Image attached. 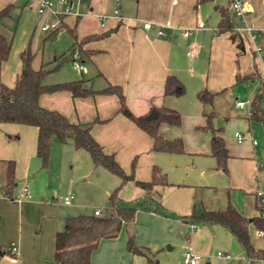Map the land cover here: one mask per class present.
Here are the masks:
<instances>
[{"label":"crops","instance_id":"obj_1","mask_svg":"<svg viewBox=\"0 0 264 264\" xmlns=\"http://www.w3.org/2000/svg\"><path fill=\"white\" fill-rule=\"evenodd\" d=\"M10 1L12 0H0V7L12 3ZM203 1L205 0H117V2L81 0L75 5L74 13L69 12L61 16L60 20L64 26H60L56 32L48 31L47 35L53 32L56 36L60 32L66 33L68 59L74 41L86 35H96L80 44L82 51L80 62L83 70L77 71L71 66L76 75L65 81L79 79L84 87L93 91L107 84L117 85L123 95L125 106L134 115L144 113L150 106L174 109L178 112L180 120H184V124L178 122L177 125H169L161 122L157 126V133L165 139L180 137L183 154L191 156L190 160L205 155L213 160L209 155V133L206 134L200 128L205 122L204 107H210L212 99L225 90V86L236 84L238 81L251 83L247 79L236 81V77L252 71L258 76L261 66L254 60L250 51L246 53L245 48H242L240 53L237 51L236 40H230L227 31L215 32L219 18L216 7H226L228 0L225 6L218 4L211 6L213 11L211 10L208 16L213 15L215 18L212 22L214 26L209 27L211 30L207 38L200 37L206 26L204 23L200 28L194 26L200 21L201 7L197 6ZM24 2L26 4L21 8L18 20L23 16L22 24L26 29L25 8L30 5L34 9L36 0ZM54 3L56 4V0ZM244 3L247 7L246 22L264 28V0H244ZM115 7L118 17L112 14ZM39 16L40 22L44 20L43 15ZM144 20L170 28L166 29L164 36H157L154 26L141 27ZM181 28H188L187 35H181ZM107 30L110 32L105 35L104 32ZM13 36L6 58L0 61V81L6 86L13 84L19 71L18 53L23 48L22 36ZM220 58L228 62L226 75L209 78L207 68ZM168 74L174 75L182 84L183 92L180 95L163 93L162 82ZM59 81L62 82V80L42 82L48 84ZM253 88L255 89L254 82ZM202 89L213 93L209 104L201 103L196 97V93ZM37 103L44 108L59 111L72 122L95 120L90 126V135L104 152L113 154L115 161L124 168V172L127 159L129 158L130 164L132 157L137 156L133 175L136 179L148 180L151 166L157 167L159 171L168 170L164 166L165 158L173 162L184 160L179 157V152L150 151L151 138L116 112L117 98L112 93L92 92L84 96H71L67 90H55L40 93L37 96ZM212 128H220L219 134L223 139L221 127ZM239 133L243 136L242 140L248 139L249 148L246 151L229 152L252 153V146L255 143H251L252 139L248 134ZM232 138L236 144L240 143L236 141L233 133ZM34 142V126L0 122V160L13 161L12 199L0 195V264H58L52 256L53 236L55 232L65 229V218L81 212L92 214L94 209H98L99 213L104 212L99 208H92L91 211L79 210L78 202L73 200L69 192L67 195L71 197L67 202L62 201L64 195L55 196L54 192L49 197L38 196L34 172L40 162L34 155ZM54 143L68 146L70 144L73 148L70 140L64 142L52 140L50 147ZM224 146L230 149L229 144L224 143ZM227 148L226 151L229 153ZM73 150L74 153H59V158L62 157L69 168L74 164L75 174L83 179L97 175V178L94 176V181L97 182L98 190L107 194L113 185L105 177L104 172L109 171L92 164L85 150L86 153L78 151L83 149ZM121 153L123 160L120 158ZM35 159L39 163H35ZM139 165L142 168L140 173L137 171ZM200 172L202 173V170ZM71 181L70 178L68 183ZM17 183H20V188H17ZM166 183L153 185L148 191L138 188L131 181H125L119 187L117 198L121 202L141 196L150 201L134 211L132 221L127 226H121L111 237L98 239L89 252L88 264H146L145 255L154 257L156 254L158 264H172L165 259L173 244L176 245V254L180 257L179 264L182 251L187 246L200 255L193 264H255L248 259L240 245L223 227L216 224L197 225L180 218L193 210L190 208L191 203H196L194 191L186 194L180 191L186 190L189 181ZM179 186L185 188H177ZM22 187L25 188L24 192L21 191ZM254 187L255 185L252 191H249L252 197ZM67 189L70 190L69 185ZM161 189L162 194L169 190L173 191L171 204L154 201L157 195H161ZM251 201L254 207L253 198ZM222 203L221 201L207 204V208L200 207L220 209L226 204ZM231 205L244 217L255 216V209L252 211L251 203L246 205L233 202ZM56 206H66L63 207L66 210L57 214ZM200 207L195 204L193 211L198 212ZM250 226L253 228L251 235L248 229ZM254 226L252 222L247 224V235L249 243L255 249L262 240L255 235ZM128 233L131 234L135 245L143 247L145 255L133 254L125 249ZM209 242L217 245L214 254L207 248L206 244ZM163 243L169 244L166 245V249L161 248L160 245ZM219 250L227 253L229 257L216 256L215 252Z\"/></svg>","mask_w":264,"mask_h":264},{"label":"trees","instance_id":"obj_2","mask_svg":"<svg viewBox=\"0 0 264 264\" xmlns=\"http://www.w3.org/2000/svg\"><path fill=\"white\" fill-rule=\"evenodd\" d=\"M219 18L216 23L215 32L227 31L230 40L235 41V46L241 51L242 45L239 37L231 31V13L226 7H216ZM12 3H6L0 7V61L7 56L13 32L14 17L12 14ZM16 17V16H15ZM59 25L63 27L60 20ZM96 35H86L78 41H74L75 47L81 56L80 44ZM72 47V48H73ZM32 52L28 46H24L18 53L20 68L15 75L11 86H6L0 81V122H14L28 124L35 127L34 155L39 159L40 166L45 167L48 159V148L52 140L64 142L70 140L73 148L85 150L94 165H98L118 177V184L107 194V206L105 212L98 215L76 214L65 218L66 228L55 232L53 236V259L58 264H88L89 252L96 245L99 238L111 237L118 229L127 226L133 218L134 211L142 208L146 201L144 196L132 199L133 203H117V190L125 181H131L138 188L148 191L153 185L167 184L163 173L157 167L151 166L148 180H139L132 174V161L129 171L124 172L115 161L112 153L104 152L101 146L92 138L89 129L95 120L86 122L69 121L62 113L55 109L44 108L37 103L40 93H48L55 90H67L71 96H84L92 92L112 93L117 98L116 112L130 120L137 128L142 130L151 138L150 151H162L178 153L182 151L179 138L165 139L157 133V126L163 122L169 125H177L179 114L171 108L150 106L144 113L134 115L124 104L123 95L119 86L107 84L103 88L93 91L84 87L79 79L53 82L45 84L42 77L57 67L45 69L42 64L37 67L31 66ZM257 74L252 71L249 74L236 77L238 80H249L255 82ZM162 90L165 94L180 95L183 87L180 81L172 74L164 77ZM213 93L202 89L196 93L201 103L209 104ZM249 119H255L264 127L263 118L258 104V96L254 90L250 102ZM205 125L201 129H208L209 155L213 158L215 167L225 171L228 153L219 134L220 128H212L209 125L210 112L205 115ZM0 195L12 199L13 186V161L0 160ZM197 225L216 224L227 230L234 240L240 245L244 254L250 257L254 254L247 235V224L252 222L256 227H262L263 223L256 216L247 218L240 214L228 201L220 209L193 210L187 216H180ZM125 249L130 253L145 255L143 247L134 244L131 234L125 239ZM146 264H158L153 257L145 255ZM17 264V263H12Z\"/></svg>","mask_w":264,"mask_h":264},{"label":"rangeland","instance_id":"obj_3","mask_svg":"<svg viewBox=\"0 0 264 264\" xmlns=\"http://www.w3.org/2000/svg\"><path fill=\"white\" fill-rule=\"evenodd\" d=\"M54 1L55 0H49L50 6L52 8H58L56 5L57 3L55 4ZM80 1L81 0H75L71 4L70 12H75V5ZM10 2H12L13 5L12 14L14 17L12 36H22V46L24 47L27 45L33 54L31 61L32 67L35 68L42 64L43 68L48 69L54 64H58L56 68L47 72L42 77V81H65L73 78V76L76 75V72L72 69L70 61L67 57L66 52L68 41L66 33L59 31V35L56 36L55 32L47 35L48 31H40L39 26L41 25L43 19L40 22V14L36 13L35 8L33 9L30 5H27L25 8L24 15L26 17V29H24L22 24L23 16H21V20H18V14L26 3L24 0H12ZM213 4L225 6L226 0H205L202 4H198L197 6L201 7L199 10V14H201V16H199V20L206 26L205 30L202 31L203 35H200V37L207 38L208 33L211 30L209 27L214 26V23L212 22L215 21V18L213 15L208 16L212 10L211 6ZM237 51L240 53L239 49ZM245 52L249 53L247 49H245ZM227 70L228 62L220 58L219 61L213 63L209 68H207V74L209 78L219 76L224 77ZM254 90L253 81L251 83L238 81L236 84H232L227 87L225 86V90L212 99L210 107H204V111L206 113L211 111L209 125L211 127H221L224 143L230 145V149L226 147L229 149L228 152L230 150L231 152H241L246 151L249 148V146H247L248 139L244 138L239 144H236L233 140V131H239L241 133L248 134L250 139L255 141V145L252 146V153L229 152V156L225 163V171L216 168L214 161L208 155L200 156L199 158H191L190 160L191 156L183 154V151H181L179 152V157H182L181 159L184 160L173 162L169 158H165L164 166L167 167L168 170L160 169V171L164 173L166 181H170L175 184L189 181V185L186 186V190L180 191H184L182 194L192 193V191H194L196 203L190 204V208L193 210L195 208V204L197 207L201 206L207 208V204H216L221 201L223 202L222 204H225V202L228 201L230 204L233 202H240L249 205L251 203V209L253 211V201H251L253 197L250 195L249 191H252L254 185L261 184L264 181V129L259 121L255 119L247 120L248 104L241 108H235L233 106V102L235 99L251 98ZM179 122L181 125L184 124V120H180V118ZM204 125L205 122L202 126ZM201 131L206 134L209 133L208 129H201ZM78 151L86 153L84 150ZM51 153H53V155ZM59 153H74V150L71 148L70 144L68 146V144L54 143L51 147L49 145L47 167H40V164H38V167L34 172V184L37 191H39L38 196L41 195L49 197V195L54 192L55 196L61 197L62 195H67V192H69L72 194L73 200L78 202L80 207H78L79 210L91 211L92 208H99L101 212H105V208L107 206V194L118 184V177L110 172H104L106 179L111 181L113 185L110 187L107 194L102 193V191H99L97 188V182L94 181L95 175H92V178L90 179H83V177H79L75 174L74 164L69 168L67 162L64 161L62 157L59 158ZM120 158L123 160L122 153ZM132 159V174L134 175L137 156H133ZM34 161L35 163H39L36 159ZM125 167V171L128 172L129 158L126 161ZM139 167L140 168H137V171L140 173L142 169L141 165H139ZM1 168L2 165L0 164V175ZM120 168L124 171L122 166H120ZM200 170H202V173ZM95 177L97 178V175ZM186 177L188 179H186ZM70 178L72 179L70 182L71 184L68 183ZM68 185L70 186V190L67 189ZM20 186V183H17V188H20ZM177 188L185 187L179 186ZM160 194L161 195L159 196L157 195V198H155L156 196L154 197L155 202L162 203V201H164L166 204H171L170 202L173 200L174 196L173 191L169 190L162 194L161 189ZM149 201L150 200L147 199L145 202ZM117 203H121V201L118 200ZM125 203L131 204L133 202L126 201ZM56 207L57 214L60 211L66 210V208H63L66 206ZM81 214L85 213L81 212ZM248 229L251 235L253 228L250 226ZM166 245L169 244L163 243L160 246L161 248L166 249ZM206 245L207 248H210L214 254V251L217 248L216 243L209 242V244ZM157 257L158 255L156 254L153 258L156 259ZM165 260L166 262H172V264H179L180 257L176 254L175 244H173L172 250H169L166 254Z\"/></svg>","mask_w":264,"mask_h":264},{"label":"built area","instance_id":"obj_4","mask_svg":"<svg viewBox=\"0 0 264 264\" xmlns=\"http://www.w3.org/2000/svg\"><path fill=\"white\" fill-rule=\"evenodd\" d=\"M75 0H56L58 8H52L50 6L49 0H36L35 11L38 14L44 16V20L39 26L42 31H58L60 29V19L61 16L69 13L71 4ZM117 2V0H114ZM228 8L231 13L232 25L231 31L234 32L240 39L243 48L247 49L252 53V56L261 66V71L258 74L257 80L254 82V87L258 96V104L261 111V115L264 123V28L256 27L248 24L245 20V14L247 12V7L244 0H228ZM112 14L118 17L117 8H113ZM103 16V15H102ZM151 26L155 27V34L157 36H164L166 34V29L169 26L160 25L157 23H151L149 21H142V28H149ZM203 26L201 21L195 24V28H200ZM188 28H181V35H187ZM69 61L71 66L77 70H83L82 64L80 62L79 51L73 47L69 51ZM250 98L248 99H235L233 102L234 107L241 108L248 104L247 115H250L249 107ZM264 129V127H263ZM233 135L237 142L241 141L243 136L238 132L234 131ZM254 144L255 141L251 140ZM21 191L24 192L25 188L22 187ZM253 200L255 216L262 221V227H256L254 229L255 235L260 238L261 244L254 249V254L248 259L255 264H264V182L261 184H256L253 189ZM71 195H64L62 197L63 202H67ZM93 215H98L99 210L94 209L92 211ZM216 256L228 258L229 255L222 251H216ZM200 258V255L194 252L189 246L185 247L181 254V264H193Z\"/></svg>","mask_w":264,"mask_h":264},{"label":"water","instance_id":"obj_5","mask_svg":"<svg viewBox=\"0 0 264 264\" xmlns=\"http://www.w3.org/2000/svg\"><path fill=\"white\" fill-rule=\"evenodd\" d=\"M109 32H110V30H107V31L104 32V34L106 35V34H108ZM65 228H66V226H65Z\"/></svg>","mask_w":264,"mask_h":264}]
</instances>
